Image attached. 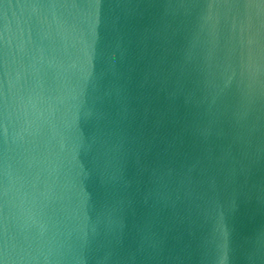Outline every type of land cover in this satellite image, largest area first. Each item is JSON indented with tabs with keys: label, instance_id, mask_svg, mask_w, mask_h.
<instances>
[{
	"label": "water",
	"instance_id": "obj_1",
	"mask_svg": "<svg viewBox=\"0 0 264 264\" xmlns=\"http://www.w3.org/2000/svg\"><path fill=\"white\" fill-rule=\"evenodd\" d=\"M0 264H264V0H0Z\"/></svg>",
	"mask_w": 264,
	"mask_h": 264
}]
</instances>
